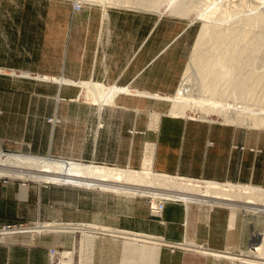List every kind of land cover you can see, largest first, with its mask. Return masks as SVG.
<instances>
[{
  "label": "crops",
  "instance_id": "1",
  "mask_svg": "<svg viewBox=\"0 0 264 264\" xmlns=\"http://www.w3.org/2000/svg\"><path fill=\"white\" fill-rule=\"evenodd\" d=\"M72 2L0 0L1 151L121 170H141L148 154L159 174L264 189V132L166 115L167 103L136 96L176 93L193 47L188 25L100 2L73 10ZM103 95H115L113 102L102 103ZM44 184L0 176V227L55 223L36 245L8 246L3 264H48L53 245L70 249L77 240L89 243L88 251L77 253L88 264H246L236 259L263 258L247 255L263 229L258 218L241 217L247 212L240 205L170 202L155 219L144 199L122 192ZM71 225L79 235L70 234ZM124 230L194 247L171 252L112 233Z\"/></svg>",
  "mask_w": 264,
  "mask_h": 264
},
{
  "label": "bare ground",
  "instance_id": "2",
  "mask_svg": "<svg viewBox=\"0 0 264 264\" xmlns=\"http://www.w3.org/2000/svg\"><path fill=\"white\" fill-rule=\"evenodd\" d=\"M150 1H152V0H150ZM161 1H162L161 4H159L160 2L158 0H155V4L156 5H153V6L151 4L153 1L152 2H149V0H137V1L136 0H80V1L79 0H74L73 2H80L79 4L83 5V7L85 5H87V4H91V3H95V2L97 4V3L100 2V3H106V5L108 4V5L114 6V7L115 6L126 7V8L129 7V9H131V8L133 9L134 8V9H137V10L138 9H144V10H148V11H151V12H158V10L161 8V6H163V7L165 6V10L163 12H160V14H159L160 17L165 16L164 14H166V12H169L167 15H169L171 17H177V18H180V19L188 18V13H189L188 11L189 10L186 11L187 7H186L185 4H184L185 6L183 5V8L181 7L182 4H180V2L185 3L183 0L182 1H179V4L176 2L178 0H165V1L161 0ZM186 1H188V0H186ZM86 2H89V3H86ZM174 3L175 4H178L177 7H172L173 5H175ZM149 5H151V6H149ZM81 7L82 6L77 7L78 10H80ZM184 8H186V9H184ZM215 10H217V9H215ZM214 13H215V11H211V12L209 11V12L205 13L204 10H202L199 13L197 12V17L196 18H201L202 20H204V19L205 20H207V19L208 20H212L213 18L210 19L209 16H213ZM190 20L193 21V19H190ZM213 20H216V19H213ZM223 21H225V20L223 19ZM191 22H189V23L191 24ZM248 22H249V20H248ZM252 22H254L253 24H260V23L261 24H264V20L263 19H256V20L254 19V21H252ZM246 24H248V23H246ZM249 26L252 27L253 25L250 23ZM213 27L212 26H209V24L207 25L204 22L201 24L200 31H199V33L197 35V38L195 40V44H194V47H193V50H192V55H191V58H190V63L186 67L185 73H184V75L182 77L181 84L178 87V89L176 90V93L174 95H171V96H165L164 95L163 96V95L150 94V93H138L139 95H136V96H143V97H145L147 99H152V100L172 102L171 103V106H170V108H169V110H168V112H167L166 115L175 116V117H178V116H183L184 117V116H186L185 115V113H186L185 111L187 109L186 108L187 106L185 104H187L189 102V100H191L190 103H193L194 105H201L200 103H202L203 106L205 105V106L208 107V109H206V110H209V111H205V109H201V112L200 111H197V114H200V115H199L198 119H195V120H202V119H204L203 121L214 122L212 120H209L206 117H208V115L211 113V111L213 112L214 109L217 110V108L219 109V107L222 106V105H220V101L211 102L210 100H214V98L207 99L204 96L200 97L196 93V95H198L200 97V98L199 97L197 98V96H195L194 93H192L194 91V89L192 87V85L194 86V83L192 84V82H191V77L192 76L194 77V75L196 74V70H198L197 68H199V70H198L199 73H197V74L203 73L204 74L203 76H206V78L209 77V76H211V79H208V80L203 77L205 79V80L203 79L204 81H201L200 78L198 77V80H200L204 84L203 89H202V90H204L203 92L214 91V84L217 83L220 80H224L225 81L226 87L232 85L231 84L232 83L231 82L232 80L230 78H232L231 77V72L234 69L231 71V67L229 69L226 67L227 68L226 69L225 66L223 68H221L222 66H220V65H224V64H220L222 62H220L221 61L220 58L219 59L217 58L219 56H217L216 53H215L216 56H213V54H212L213 58H209L208 59V57H209L207 55L208 53L206 54V51H203L204 48L207 46V43H208L206 40H204L206 38V36L209 35V34H211V31L214 30L213 31V33H214L215 30H218L216 28L217 26L215 27V25H214ZM262 28H264V26ZM220 30H219V32H220ZM218 33L215 36L213 35L214 38H210L209 36H207V38L209 37L210 39L216 41L215 43L217 45H219L220 44L219 41H222V40H223V42H225V41H227V42L228 41H230V42H232V41L233 42L234 41H239V42L242 43L241 40H246V39L249 38L247 35L245 36L246 33L243 34L244 37L243 36H237V35L236 36H234V35L226 36L228 34H226V35L224 34L225 36L223 37L222 34H220L221 36H218ZM228 33H229V31H228ZM230 34H232V33H230ZM249 34L251 35V33H249ZM224 39H226V40H224ZM261 39H263V42H264V37H262ZM207 40H209V39H207ZM204 41H206V46L205 47L203 45ZM209 42H210V40H209ZM260 42H262V40H260ZM215 43H213V44H215ZM243 44H245V43H243ZM215 46H213V47H215ZM241 46H242V44H241ZM254 46L255 47L253 48V50L255 48L258 49L256 45H254ZM211 47H212V45H211ZM218 47H221V46H218ZM234 47H235V49H237L236 47L240 48L239 45H236ZM227 48H228V46H227ZM215 49L216 48H214V50ZM235 49H233V50H235ZM211 50L212 49H210V51ZM224 50L227 52V50H229V49L226 50V48H225ZM240 50H241V48H240ZM242 50H243V48H242ZM210 51H209V53H211ZM229 51H231V50H229ZM244 51L245 50H243L242 52H244ZM222 52H224V51H222ZM222 52H218V53H222ZM226 52H224V54H226ZM233 52L235 53V51H233ZM242 52L241 53L238 52L237 55L239 57H241L242 54L245 53V52L244 53H242ZM234 53L231 52L230 55H232ZM254 53H256V52L254 51ZM247 56L248 55H246L245 57H247ZM254 56L257 57L256 54H254ZM225 57H223V60H225L227 62V60L224 59ZM250 57H253V56L251 55ZM237 59L239 60V58H237ZM246 63H248V62H246ZM250 63L252 64V62H250ZM226 65L228 66V64H226ZM231 66H233V65H231ZM252 67H253V65H252ZM252 67H251V70H252ZM224 70H226L225 71V74H224ZM237 71L239 72V70H237ZM221 72H223L222 77H221ZM236 72H233V73L235 74ZM252 72H253V70L251 71L250 74L247 73V71L243 73V75L246 76V79H243L242 77H244V76L241 73H239V74L242 75L241 79H240V77H239L240 75H239V76H237V80L238 79H240V80H238V81H234L235 79L233 80L234 84L236 86L238 85L237 88H239V85L240 86L246 85L245 83H246V81H248L247 80V76L251 75ZM236 75H235V77H236ZM197 76H200V75H197ZM254 76H255V74L253 75V77ZM195 77H196V75H195ZM249 77H251V76H249ZM253 77H251V79ZM262 77H264V73L263 74H260V75H256V79L255 78L252 79V80H254V82L252 81L253 83L251 85L252 86V88H251V91L252 92H255V91L257 92V90H258L259 87H262V88H259V89H261V91L264 92V85H263L264 84L263 83L264 80L262 79ZM39 78H42V77L39 76L37 79H39ZM198 80H196L195 82H197ZM227 83L228 84L230 83V84L228 85ZM196 85H198V84H196ZM232 86H234V85H232ZM232 86H230V90H228V91H231ZM236 86L233 87V91L235 90ZM86 87H87V85H86ZM199 87L200 86H196V88L195 87L194 88L195 89H199ZM244 87L246 89V86H244ZM244 87H242V88H244ZM248 87H250V86H248ZM224 88L225 87H223V89ZM242 88H240V90ZM227 89H229V88H227ZM96 91H97V89H96ZM98 91H99V89H98ZM100 91H104L105 92V90H100ZM115 91H119L118 93H120V91H122V90L116 89V88H111V89L108 88V90L106 92H110V93L113 92L114 93ZM237 91H239V90L237 89ZM242 91H245V90L243 89ZM251 91H249L250 93L249 92H246V91L245 92H242V94L243 93H247V95L246 94H243L244 96H238L239 94H241V92H239L237 94V96L239 98L240 97L241 98L243 97L245 99L249 95L253 94ZM199 92H202V91L199 90ZM258 92H260V91H258ZM110 93H108V94H110ZM235 93H237V92H235ZM140 94H142V95H140ZM193 95L197 99L196 98L194 99ZM103 96L105 97L104 99L102 98L103 100H100L99 99L102 103H107L109 100L113 102L114 97H115V95H103ZM95 97H97V96H95ZM211 97H213V96L210 95L209 98H211ZM249 98H252V97H249ZM249 98H247V99H249ZM215 99H216V97H215ZM259 99H261V101H263L262 100L263 98H259ZM241 104H240V106L242 108L245 107V106H242ZM189 105H191V104H189ZM233 105H235V109L233 108L234 106L231 107L233 109H231L230 107L227 106V108L226 107L225 108L222 107L223 110H220L219 112L220 113L222 111L224 112V110L226 112L228 110H235L236 111V109L238 107H236L237 106L236 104H233ZM225 106H226V104H225ZM240 108H238L237 111L244 110L242 108H241L242 110H239ZM217 112L218 111H216V113ZM220 113H218V114H220ZM232 113H234V112H232ZM261 113H263V112H261ZM213 114H214V112H213ZM226 114H228V112ZM257 114H255L253 112H250V111H248L246 113H238V112L236 113L235 112L234 115L231 114L229 117H228V115H227V117L225 115H223V117H224V119H225L226 122L232 123L234 121L239 126L240 125H243L244 127L247 126V127L255 128V129L264 128V115H262V114L261 115L260 114L257 115ZM151 115H153V114H151ZM153 116L156 117L157 119H159V117H160V115H157L158 117L155 116V115H153ZM189 118L190 117H188V119ZM153 119H155V118H152V120ZM191 119H194V118H191ZM154 124L157 125L158 123H156V121H155ZM154 124H153V126H154ZM225 124H227V123H225ZM147 155L145 157L146 159L143 162L144 165H143V168L141 170H132V169H125V170L122 169L121 170V169H117V168H108L106 166L104 167V166L85 165V164H81L80 162L79 163H76V162H73V161H69V162H66L65 161L66 162L65 163L63 161L61 162L59 160H54V159H49V158H43V157L34 156V155L13 154V153L12 154L11 153L10 154L9 153L8 154H5L3 151L0 150V176H3V175H11V176H13L15 178L36 180L38 182L52 183V184H55V185H58V184H67V185H71V186H81V187H87V188H102V189H105V190L106 189L107 190H112L114 192H122L123 194H126V196L129 195V196H132V197L137 196V195L138 196H146V195H152L153 196V195H156L157 197H160V200L162 202H165V203L170 202L173 199L174 200L175 199L176 200L181 199L182 201H184V203L186 205H189L190 203H197V204H203V203H207L208 204V203H210V204H213V203H216V201L214 202V200L212 201V200H209V199H202L201 200L200 198H197V197H213V196L220 195V196H223V197H232L234 199H237V198L238 199H251V200H254L256 202H261V203L264 204V189L263 188H260V187L258 188V187H254V186L237 185V184L234 185V184H230V183L229 184H221V183L219 184V183H215V182H206V181L205 182L204 181L202 182V181H196V180H195L196 182H194L191 179L188 180V179L181 178V177H175V176H169V175H165V174H159V173H156V172H154L152 170V164H151L152 159L150 157L151 155H148V157H147ZM16 168H18L20 170H15ZM64 174L66 176H63ZM98 180H103V181H106V182L110 180L113 183H116V184H118V183L121 184L122 183V184H125V185H122V184H121V186H120V184L119 185H116V184H112V185L105 184V185H103ZM166 191H168V192L165 193ZM193 192H198V193H193ZM115 194H117V193H115ZM224 199H226V198H224ZM218 203L219 202H217L216 204H218ZM247 203H250V202H247ZM218 206H219V204H218ZM231 206L234 207L236 205H234V203H233L232 205H230L228 207H231ZM237 206H238V204H237ZM238 207H240V206H238ZM242 207L245 208L244 210H246V212H259L260 214H261V212H264V209H263L264 206L261 207L262 209L259 208L261 210L256 209V207H251V206H248V205H244ZM210 209H211V207H210ZM231 219H234V213L233 212H232V218ZM44 224H43V226H37L36 225L37 227L34 226L32 228H37V230H41L42 228H45L46 230L51 229V227H49V226L47 227ZM85 226H87V225H85ZM99 227H101V226H99ZM92 228L93 229L96 228V230H98L97 229L98 227H96V226L95 227H92L91 226V229ZM53 229H57V228H53ZM104 229H106V227ZM88 230H90V229H88ZM25 233H27V232H25ZM112 233L119 234L120 236H124V237L127 236L129 238V240H128L129 243H130V238H132L133 240L134 239H136V240L139 239V241L141 240V242H144L142 240H145V241L153 240L155 242H158V240H159V239H156V238L152 237L154 235L150 236V235H146V234H142V233L139 234V233L125 231V230L124 231H119V232H112ZM4 234L6 235V233H2L0 235L2 236ZM87 238H89V237H87ZM133 240L131 242H133ZM160 242H162L161 239H160L159 243ZM146 243L148 244L149 242H146ZM166 243L167 242H165V244ZM122 244H123V242H122ZM152 244L155 245V243H152ZM169 244H171V243H169ZM172 245H175V246H177L179 248H182V249H185V248H193L194 247V246H192V245L190 246V244H186V243L183 244V245H182V243L181 244H178L180 246H178L176 244H172ZM194 249L198 250L197 247H195ZM253 249L255 250L256 253H259L261 251H264V241H260V243L259 244H256V246L253 247ZM141 250H142V248H141ZM202 250H204V248L203 249L202 248L200 249V251H202ZM213 252H215V251H213ZM131 253H132V251H131ZM215 253H217V252H215ZM249 253H253V252H249ZM256 253H255V255H257ZM68 254L66 253L65 256H68ZM125 254H126V252H125ZM138 254L140 255L139 252H138ZM149 254H150V252H149ZM252 255H254V253ZM216 256H218V255H216ZM262 257H263L262 259H264V256H262ZM228 258L230 259L229 261H231V258L230 257H228ZM257 258H259V257H257ZM236 260H239L242 263H246V264H264V260H254V259H251V258L250 259H246V258H241L240 257L239 259L237 258ZM131 261H132V259H131ZM133 261L137 262L135 259ZM148 262H149V260H148ZM148 262H146V264ZM152 262H154V261H152Z\"/></svg>",
  "mask_w": 264,
  "mask_h": 264
},
{
  "label": "rangeland",
  "instance_id": "3",
  "mask_svg": "<svg viewBox=\"0 0 264 264\" xmlns=\"http://www.w3.org/2000/svg\"><path fill=\"white\" fill-rule=\"evenodd\" d=\"M71 1H74V0H71ZM80 1V0H79ZM137 1V0H136ZM153 1V2H152ZM152 1H150L149 0V2H152L151 4H152V6L153 5H156L155 4V0H152ZM160 3L159 4H161V0H158ZM163 1H165V0H163ZM179 1H182V0H178V1H176L178 4H179ZM185 3H183V2H180V4H182L181 5V7L183 8V5L185 4L186 5V7H187V9L186 8H184V9H186V11H188L189 13H188V18H185V19H180V18H177V17H171V16H169V15H167L169 12H166V14H164L165 16L164 17H167V18H170V19H177V20H182V26H187L188 24V26L187 27H189L190 29H192V33H193V47H194V44H195V40H196V38H197V35H198V33H199V31H200V27H201V24L204 22V23H206L207 25L209 24V26H214L215 25V27L218 29V30H215V32L213 33V31H211V34H209V35H207V36H209L210 38H214L213 37V35L215 36V35H217V33L219 32V30H220V32L218 33V36H221L220 34H222V36L224 37L226 34H228V35H226V36H229V35H234V36H243L244 37V35L243 34H245V36L247 35L249 38L248 39H246V40H241L242 41V43L241 42H239V41H232V42H230V41H225V42H223V40L222 41H219L220 42V44L219 45H217L215 42L216 41H214V40H212V39H210L209 37L207 38V36H206V38L204 39V40H206L208 43H207V46H206V41H204V43H203V45H204V50L203 51H206V54L209 56L208 57V59L209 58H213V56H216V54H217V56H219V57H217L218 59L220 58V62H222V63H220V64H224V65H220V66H222L221 68H223L224 66H225V68L227 67L228 69L231 67V77L233 78H230L232 81V85H234V86H236L235 84H234V82H233V80L234 81H238V80H240L241 79V77H242V75H243V73L244 72H246L247 71V73H251V71L253 70V72H252V74L251 75H249V76H251V77H253V75L255 74V76L253 77V78H255L256 79V75H260V74H263L264 73V42H263V39H261L262 37H264V28H262L263 26H264V24H253L254 22H252V21H254V19L256 20V19H263L264 20V0H188V1H186V0H183ZM175 2V3H176ZM80 2H72V7H73V10H76V9H78L77 7H79V6H83V5H81V4H79ZM86 3H89V2H86ZM157 3V2H156ZM174 3V4H175ZM85 4V3H84ZM103 4H105L106 5V3H103ZM178 4H175V5H173L172 7H177V5ZM189 6H188V5ZM191 4V5H190ZM108 5V4H107ZM184 5V6H185ZM149 6H151V5H149ZM108 7H113V8H115V7H119V6H110V5H108ZM179 7V6H178ZM124 8H126V7H124ZM126 9H129V7H127ZM132 9V8H131ZM134 9V8H133ZM215 9H217V10H215ZM137 10V9H136ZM138 10H142V11H148V10H144V9H138ZM165 10V6L163 7V6H161V8L158 10V12H153V13H158V14H160V12H163ZM202 10H204V12L205 13H207V12H211V11H215V13H214V15L213 16H209L210 17V19L211 18H213V19H216V20H202L201 18H196L197 17V12L199 13V12H201ZM217 11V12H216ZM148 12H151V11H148ZM215 17V18H214ZM220 20H219V19ZM190 19H193V21L192 20H190ZM223 19L225 20V21H223ZM248 20H249V22H248ZM251 20V21H250ZM192 21V22H191ZM213 21V22H212ZM189 22H191V24L189 23ZM246 23H248L249 25H250V23L253 25L252 27L251 26H249L248 24H246ZM220 24V25H219ZM259 25V26H258ZM249 26V27H248ZM255 27V28H254ZM214 28V27H213ZM229 31V33H228V31ZM234 30V31H233ZM218 31V32H217ZM223 31V32H222ZM250 31V32H249ZM217 32V33H216ZM235 32V33H234ZM230 33H232V34H230ZM242 33V34H241ZM249 33H251V35L249 34ZM225 34V35H224ZM240 34V35H239ZM217 37V36H216ZM207 39H209L210 40V42H209V40H207ZM224 40H226V39H224ZM260 40H262V42H260ZM212 41V42H211ZM210 43V44H209ZM213 43H215V44H213ZM243 43H245V44H243ZM224 44V45H223ZM241 44H242V46H241ZM249 44V45H248ZM211 45H212V47H211ZM216 45V46H215ZM236 45H239L240 46V48H241V50H240V48H238V47H236L237 49H235V47L234 46H236ZM246 47H245V46ZM254 45H256L257 46V48L258 49H254L253 50V48L255 47ZM213 46H215V47H213ZM218 46H221V47H218ZM225 46V47H224ZM227 46H228V48H227ZM233 48H232V47ZM244 46V47H243ZM251 46V47H250ZM253 46V47H252ZM193 47H192V50H193ZM224 47V48H223ZM214 48H216L215 50H214ZM226 48V50L227 49H229V50H231V51H229V50H227V52L224 50ZM232 48V49H231ZM242 48H243V50H245L244 52H242L243 50H242ZM246 48V49H245ZM208 49V50H207ZM210 49H212L211 51H210ZM233 49H235V50H233ZM235 51V53L233 52V51ZM237 50V51H236ZM240 50V51H239ZM258 50V51H257ZM209 51L211 52V53H209ZM215 51V52H214ZM222 51H224V52H226V54H224V52H222ZM251 53H250V52ZM253 51V52H252ZM254 51L256 52V53H254ZM218 52H222V53H218ZM231 52L232 53H234V54H232V55H230L231 54ZM238 52L239 53H244V54H242V56L241 57H239L237 54H238ZM216 53V54H215ZM212 54H213V56H212ZM223 54V55H222ZM250 54V55H249ZM254 54H256L257 55V57L256 56H254ZM191 55H192V52H191V54H190V56H189V60H188V63H187V66L189 65V63H190V58H191ZM246 55H248L247 57H245ZM253 56V57H250V56ZM222 58H221V57ZM226 56V57H225ZM223 57H225L224 59H226L227 60V62L225 61V60H223ZM233 57V58H232ZM256 57V58H255ZM237 58H239V60L237 59ZM223 60V61H222ZM237 60V61H236ZM247 60V61H246ZM256 60V61H255ZM254 61V62H253ZM246 62H248V63H246ZM250 62H252V64L250 63ZM256 62V63H255ZM226 64H228V66L226 65ZM251 66H250V65ZM231 65H233V66H231ZM252 65H253V67H252ZM186 66V67H187ZM233 67V68H232ZM251 67H252V70H251ZM224 68V69H225ZM226 68V69H227ZM198 70H199V68H197ZM251 71H250V70ZM198 70H196V77H195V75H194V77L192 76L191 77V82H192V84L194 83V86L192 85V87H193V89H194V91L192 92V93H194V95L195 96H197V98L200 96V97H202V96H204V97H206L207 99H212V98H214V100H210L211 102H214V101H220V105H222L221 107H219V109L217 108V110L216 109H214L213 110V112H214V114H213V112L211 111V113L208 115V117H206V118H208L209 120H212V121H214V122H218V123H223V124H225V123H227V125H231V126H235V127H237V128H242V129H248L249 131H254V130H257V131H262V132H264V128H261V129H255V128H250V127H247V126H243V125H237L234 121L232 122V123H230V122H226L225 121V119H224V117H223V115H225L226 117H227V115H228V117L232 114V115H234V113L236 112H238V113H246V112H248V111H250V112H253V113H255V114H262V115H264V92L263 91H261V89H259V88H262V87H259L258 88V90H257V92L255 91V92H252L251 91V88H252V83L254 82V80H252L251 79V77H249V76H247V80L248 81H246V85H242V86H240L239 85V88H237L238 87V85L236 86V88H235V90L233 91V87L234 86H232V85H230V86H232V89H231V91H228V90H230V86H227L226 87V84H225V81L224 80H220V81H218L217 83H215L214 84V91H209V92H203L204 90H202L203 89V86H204V84L201 82V81H204L205 79H211V76H209V77H207L206 78V76H203L204 74L203 73H200V74H197V73H199L198 72ZM237 70H239V72L237 71ZM225 71L226 70H224V74H225ZM237 71V72H236ZM233 72H236L235 74L233 73ZM238 73V74H237ZM239 73H241V74H239ZM246 73V74H247ZM222 74H223V72H221V77H222ZM237 74V75H236ZM197 75H200V76H197ZM207 75V74H206ZM235 75H236V77H235ZM240 75V76H239ZM208 76V75H207ZM234 76V77H233ZM237 76H239L240 77V79H238L237 80ZM244 77H242L243 79H246V76L245 75H243ZM198 77L200 78V80H198ZM205 79H204V78ZM204 79V80H203ZM262 79L264 80V77H262ZM196 80H198L197 82H195ZM182 81V80H181ZM200 81V82H199ZM253 81V82H252ZM199 82V83H198ZM203 85H202V84ZM264 83V82H263ZM180 84H181V82H180ZM180 84H179V86H180ZM191 84V83H190ZM196 84H198V85H196ZM225 84V85H224ZM228 84V83H227ZM230 84V83H229ZM228 84V85H229ZM238 84V83H237ZM202 85V86H201ZM264 85V84H263ZM196 86H200L199 87V89H195L196 88ZM244 86H246V89H245V87ZM248 86H250V87H248ZM195 87V88H194ZM223 87H225L224 89H223ZM242 87H244V88H242ZM227 88H229V89H227ZM240 88H242L241 90H240ZM237 89L239 90V91H237ZM245 90L246 92H249V91H251L253 94H251V95H249L247 98H249V97H252V98H249V99H247V98H239L238 96H244L243 94H246L247 95V93H243L242 94V92H245V91H242V90ZM250 89V90H249ZM199 90L200 91H202V92H199ZM228 92H227V91ZM249 90V91H248ZM198 91V92H197ZM235 93V92H237V93H233V92ZM242 91V92H241ZM258 91H260V92H258ZM231 92V93H230ZM239 92H241V94H239L238 96H237V94L239 93ZM196 93L199 95H196ZM250 93V92H249ZM255 93V94H254ZM6 95H8V94H6ZM193 95V97H194V99L196 98L195 96ZM207 95V96H206ZM211 95V96H213V97H211V98H209V96ZM254 95V96H253ZM263 95V96H262ZM262 96V97H261ZM199 97V98H200ZM215 97H216V99H215ZM196 98V99H197ZM205 98V99H206ZM259 98H263L262 100L263 101H261V99H259ZM202 99V98H201ZM252 99V100H251ZM152 100V99H151ZM246 100V101H245ZM153 101H157V102H165V103H167V105L169 106V108H170V106H171V103L172 102H167V101H159V100H153ZM191 102V100H189V104H191V105H189L188 103V105L187 104H185L187 107V109H186V113H185V115L186 116H178V117H182V118H186V119H188V117H190L189 119H191V118H194V119H198V117H199V115L200 114H197V111H200L201 112V109H205V111H209V110H206V109H208V107L207 106H203L202 105V103H200L201 105H194L193 103H190ZM222 103V104H221ZM228 103V104H227ZM242 105V106H245V107H241L240 106V104ZM261 103V104H260ZM225 104H226V106H225ZM231 104V105H230ZM233 104H236L237 106L236 107H238V108H242V109H244V110H242L241 108L239 109V110H242V111H237V109H236V111L235 110H228L227 112H228V114H226L227 112L224 110V112L222 111L221 113L219 112L220 110H223L222 109V107H226L227 108V106L228 107H233L234 109H235V105H233ZM230 105V106H229ZM240 106V107H239ZM257 106V107H256ZM190 107V108H189ZM233 108H231V109H233ZM248 108V109H247ZM192 109V110H191ZM246 109V110H245ZM169 110V109H168ZM204 111V110H203ZM202 111V112H203ZM204 111V112H205ZM216 111H218L217 113H216ZM232 112H234V113H232ZM261 112H263V113H261ZM218 113H220V114H218ZM165 114H167V112L165 113ZM257 114V115H258ZM236 116V115H235ZM202 120H204V119H202ZM225 121V122H224ZM49 122H52L51 120L49 121ZM242 149V148H241ZM251 152L252 153H260L261 151L258 149H252L251 150ZM4 153L5 154H10V152H7V151H4ZM12 154V153H11ZM13 154H16V153H13ZM22 154V153H21ZM24 155H26V154H24ZM15 170H20V169H18V168H16ZM11 175H3V177H8V178H10V179H21V180H27V181H32V182H34V183H43V182H38V181H36V180H30V179H22V178H15V177H13V176H11ZM44 185H50V187L52 186V187H55L56 185L55 184H52V183H45ZM123 185H125V184H123ZM168 191H166L165 193H167ZM193 193H198V192H193ZM128 197H130V198H140V199H144L146 202H147V205H148V209H149V213H150V215H151V217L152 218H155V219H160L161 218V216H162V214L160 215V216H154V215H152L151 214V211H150V196L149 195H146V196H134V197H132V196H129V195H127ZM149 197V198H148ZM214 197V198H213ZM213 197H197V198H200L201 200L202 199H209V200H214V202L216 201V203L217 202H219V203H222V201H224V202H226V203H224V204H227V205H232V203H236V205L238 204V205H240V206H244V205H248V206H251V207H256V209H259V208H261V207H263L264 206V204L263 203H261V202H256V201H254V200H251V199H234V198H232V197H223V196H220V195H218V196H213ZM224 198H226V199H224ZM174 200V199H173ZM247 202H250V203H247ZM170 203V202H169ZM171 203H173V202H171ZM216 203H214V204H216ZM165 207V206H164ZM234 208V207H233ZM240 208H242V207H240ZM262 209V208H261ZM261 209H259V210H261ZM263 209H264V207H263ZM164 210V209H163ZM240 215H241V217H243V218H252V217H256V218H258V220L260 221L261 220V223H262V229H263V233H262V231H261V234L263 235V238H262V240L261 241H264V212H261V214L259 213V212H247V213H245V212H241L240 213ZM252 216V217H251ZM37 221H35V222H33V223H29V222H19V223H12V224H6V225H3L2 227H0V234H2V233H6V235L4 234V235H0V264H3V262H4V259H3V255L2 254H4L3 252L4 251H6L7 250V248H8V246H15V245H17V246H20V247H25V245H30L31 243L32 244H34V245H36V243H38L39 242V240H40V237H41V235H42V231L44 230V231H46V229L45 228H42L41 230H37V228H32V227H34V226H41V224H37L36 223ZM36 226V227H37ZM45 226H49V227H53L52 225H50V224H48V225H45ZM84 226V225H83ZM30 228V229H29ZM70 228H71V230H72V232L70 233L71 235H79L80 234V228H78V227H76V225H71L70 226ZM74 228H76L74 231H73V229ZM82 231V230H81ZM101 231H105V230H101ZM15 232V233H14ZM25 232H27V233H25ZM31 232V233H30ZM76 233V234H75ZM9 234V235H8ZM91 235H93L94 236V234H92V233H90ZM98 235H100L101 233H97ZM86 235H89V234H86ZM119 235V234H118ZM255 235H257V233L255 234ZM120 236V235H119ZM124 237V236H123ZM152 237H154V236H152ZM3 238V239H2ZM125 238H128L127 236H125ZM154 238H156V239H159L158 240V242H155V241H153V240H150V241H145V240H142V241H144L145 242V244H143V245H145V246H147L148 244H151V243H155L157 246L158 245H160L161 246V248H164V249H167L168 251H175V250H179V249H182V248H179V247H177V246H175V245H172V244H165V242H168V241H166L165 239H163V238H160V237H154ZM129 239V238H128ZM130 239H132V238H130ZM160 239H161V241L162 242H160L159 243V241H160ZM78 242V240L76 241V244L75 245H72L71 247H70V249L69 248H57L56 246H52L49 250H48V264H88L89 263V261L87 260V259H85V254L84 253H82V254H80V256H82L83 257V260H80V259H78V256H79V254H77L78 252H83V251H88V242H84L83 244H79V243H77ZM146 242H149L148 244L146 243ZM151 242V243H150ZM31 244V245H32ZM142 244V243H141ZM178 246H180V245H178ZM80 250V251H79ZM63 252V253H62ZM70 252V253H69ZM249 252H253V253H256L255 252V250L252 248V250L251 251H249ZM66 253L68 254V256H65L66 255ZM64 254V255H63ZM257 255H260L261 257L262 256H264V251H261V252H259V253H256ZM247 255H252V254H247ZM257 255H254V256H256V257H260V256H257ZM71 256V257H70ZM77 256V257H76ZM259 260H264V259H259ZM69 262V263H68ZM80 262V263H79Z\"/></svg>",
  "mask_w": 264,
  "mask_h": 264
},
{
  "label": "built area",
  "instance_id": "4",
  "mask_svg": "<svg viewBox=\"0 0 264 264\" xmlns=\"http://www.w3.org/2000/svg\"><path fill=\"white\" fill-rule=\"evenodd\" d=\"M150 196V211L151 214L154 216H160L163 212L164 206H165V202H162L160 200V197H157L156 195H149ZM170 202H174V203H184V201H182L181 199L178 200H172ZM169 203V202H167Z\"/></svg>",
  "mask_w": 264,
  "mask_h": 264
}]
</instances>
